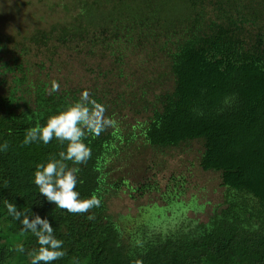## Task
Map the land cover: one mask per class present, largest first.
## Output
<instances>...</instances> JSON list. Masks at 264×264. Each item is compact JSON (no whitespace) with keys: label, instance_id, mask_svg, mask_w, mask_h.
Instances as JSON below:
<instances>
[{"label":"trees","instance_id":"16d2710c","mask_svg":"<svg viewBox=\"0 0 264 264\" xmlns=\"http://www.w3.org/2000/svg\"><path fill=\"white\" fill-rule=\"evenodd\" d=\"M245 1L81 0L66 23L26 38L41 49V67L50 63L33 89L29 63L19 59L28 44L10 46L11 63L0 66V144H8L0 151V264H29L39 247L8 215L6 201L29 216H47L66 250L53 264H264V0ZM63 50L66 58L54 61ZM70 55L77 56L74 68ZM63 64V79L51 77L52 65ZM53 80L60 90L49 94ZM84 89L114 123L87 138L91 156L79 165L77 190L97 194L101 205L74 214L48 202L33 182L36 165L63 145L23 140ZM190 142L200 144L198 165L219 173L224 207L208 224L182 217L139 241L127 215L108 212V201L123 186L144 194L158 185L135 186L112 175L114 168L147 148ZM166 209L154 204L149 211L164 216Z\"/></svg>","mask_w":264,"mask_h":264},{"label":"rangeland","instance_id":"374dc122","mask_svg":"<svg viewBox=\"0 0 264 264\" xmlns=\"http://www.w3.org/2000/svg\"><path fill=\"white\" fill-rule=\"evenodd\" d=\"M248 1L250 0L245 2L249 4ZM80 2L81 0H0V66L5 61L11 63L12 54L8 50L12 46L28 44L30 51H23L19 59L29 63L27 81L30 88L33 89L32 82L35 81L37 73L44 81L50 63L47 62L41 67L44 62L41 49L32 46L26 38L38 29L46 31L53 24L66 23ZM248 30H254L252 24L247 27ZM63 51L54 57V61L66 58L67 53ZM72 55L69 56V62L74 68L78 65L73 60L77 56ZM67 66L63 64L61 69H56L52 65V70L49 71L51 77L63 79L67 74ZM6 79L9 82L11 77ZM8 85L6 83L5 88ZM200 148L197 142L162 149L147 148L142 153L120 162L112 175L123 176L135 186L156 181L159 190H147L141 194L139 190L131 191L123 186L118 195L109 199L108 212L115 217L127 215L128 228L132 231L138 230L134 236L139 241L171 228L181 222L182 217L194 220L195 224H208L214 213L220 212L224 207L225 187L220 184L218 172L205 171L198 165ZM166 190L170 194L165 196L163 193ZM178 202H182L185 207L175 205ZM154 204L158 207L167 206L164 216L156 210L149 211ZM131 235H127L128 239Z\"/></svg>","mask_w":264,"mask_h":264},{"label":"clouds","instance_id":"9594fccd","mask_svg":"<svg viewBox=\"0 0 264 264\" xmlns=\"http://www.w3.org/2000/svg\"><path fill=\"white\" fill-rule=\"evenodd\" d=\"M60 90L59 81H51L49 94ZM106 107L94 99L87 89L81 91L79 98L55 113L49 115L46 122L39 121L29 128L24 136L23 144L37 142L49 144L53 139L63 145L57 156L46 162L38 163L33 173V182L40 194L56 208L70 213H88L94 207H100L101 200L95 193L82 197L77 186L80 168L91 156V147L86 140L89 136H99L114 121L105 115ZM8 148V144H0V151ZM68 162H71L69 164ZM8 215L20 221L22 233L31 232L39 246L30 252L29 264H53L66 255L64 240L57 238L54 228L47 216L39 214L31 216L18 209L16 204L5 202ZM92 219V215L87 216ZM16 251H25L23 244L16 245ZM73 264H79L74 260Z\"/></svg>","mask_w":264,"mask_h":264}]
</instances>
